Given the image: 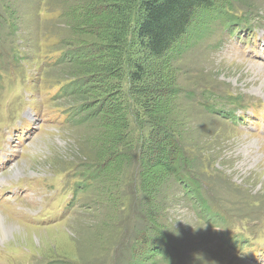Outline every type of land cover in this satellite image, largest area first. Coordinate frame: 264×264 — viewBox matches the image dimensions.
Wrapping results in <instances>:
<instances>
[{"label": "rangeland", "instance_id": "374dc122", "mask_svg": "<svg viewBox=\"0 0 264 264\" xmlns=\"http://www.w3.org/2000/svg\"><path fill=\"white\" fill-rule=\"evenodd\" d=\"M139 1L3 0L5 10L0 11L10 13L13 33L3 29L0 49L15 47L20 62L0 69V264H115L119 258L136 264L127 245L139 231L156 241L163 236L175 264H245L238 251L220 240L219 227L197 217L195 198L187 197L186 183L162 158L165 150L172 160L176 145L191 160L187 169L208 202L229 218L241 219L244 228L258 222L254 230L264 236L262 41L239 40L213 20L209 31L177 60L147 62L133 97L146 101L147 114L126 122L128 115L113 104L123 96L101 80L106 74L102 65L111 54L108 40L121 25V12L131 9L135 16ZM235 1L233 12L262 19V32L264 0ZM82 8L90 10L88 16L70 13ZM61 10L69 13L60 16ZM40 39L48 40L53 50L84 49V56L44 68L38 62ZM131 46L141 53L134 42ZM66 81L84 82L76 101L57 95L56 84ZM151 93L152 99L147 97ZM33 98L41 112L37 130L33 124L16 131L8 121L12 111L31 108L27 103ZM200 100L242 116L232 121ZM78 103L84 111L97 107L103 126L92 121L65 125L61 111V117L56 113L59 106ZM140 120L148 150L133 158L124 148L111 146L124 124L130 134ZM12 138L16 145L5 141ZM87 163L102 165V171L89 189L75 193L68 178L73 173H66ZM8 230L16 233L4 235Z\"/></svg>", "mask_w": 264, "mask_h": 264}, {"label": "trees", "instance_id": "16d2710c", "mask_svg": "<svg viewBox=\"0 0 264 264\" xmlns=\"http://www.w3.org/2000/svg\"><path fill=\"white\" fill-rule=\"evenodd\" d=\"M235 2V0H140L135 13L136 18L134 10L130 9L127 13L121 12V18H119L121 25L114 30V37L108 40L111 54L102 65V69L106 71V74L104 73L105 75L101 76V80L114 89L111 92L116 91V95L123 96V99L116 100L117 105L114 102L113 104L119 112L122 111L125 114V118L128 115L126 122L131 117L146 116L147 114L146 101L144 102L139 98L134 101L133 98L138 95L135 93H138V89H140V87L134 85L142 81L147 62L150 61L154 65H159L166 59L177 60L183 52L192 47L197 40L209 31V23L213 20L217 21L218 24L220 22L219 25L223 26V31L228 35L237 36L239 40L248 41L251 44L262 40L264 44V33L261 35L259 33L262 19L234 13L233 8L237 5ZM3 5V0H0V8L4 9ZM78 9L72 10L70 13L80 17L81 15L88 16L90 13L87 8H82L83 11ZM64 12L65 14L69 13L61 10L60 16ZM8 13L6 11L4 15L0 11V36L3 34V29H11V15L9 16L10 13ZM131 27H133V31H131ZM10 33H13L12 29ZM132 42L136 44L141 53L132 52ZM48 43V40L40 39L38 46V62L44 68H51L63 60L76 61V58L83 57V53H85L84 49H76L74 52L53 50L54 48L50 49L48 47ZM19 55L15 47H10L7 50L2 47L0 49V69H4L8 63L18 64L20 62ZM56 85L59 86L57 95L61 98H73L74 101L80 98L78 94L82 92L85 86L83 81H66ZM122 89H125L123 95L121 94ZM142 95L144 96V93ZM150 96L151 99L155 97L153 93L147 95V97ZM237 97H235V102H239ZM200 102H203V100H200ZM202 104L230 119L241 115L236 116L233 109L217 110L215 105H206L205 101ZM27 105L31 106L36 116H40V107L37 106L34 98ZM82 106V103L64 107L59 106V111L56 113L61 117V111V120L68 126L83 124L87 121L98 122L99 125L102 123L101 120H97V107H90L87 111H84ZM121 122H124L123 119H121ZM135 123L136 128L130 134L126 133L128 129L124 124L121 134H114L111 146L124 148V154L139 158L144 151L148 150L146 146L144 147L147 140L145 137H148V134L144 133V122L142 120H140V123L136 121ZM153 145L154 142L152 141L150 147H153ZM173 154L174 156L171 155L172 160L168 161L169 152L165 150L161 152L162 158L167 159L174 175L186 183V191L190 195L187 197L195 198L196 207L194 208L197 217L199 216L200 220L203 218L205 221L218 218V213L214 212L209 205L208 201L210 200L207 198L208 196L206 197L203 186L201 183L199 185L188 171L187 164L190 163V159L184 157L180 145L175 146ZM173 157H176V159L173 160ZM83 166V168L76 167L71 171L77 178L78 185H81L84 189H89L91 181L94 180L98 172L102 171L103 167L97 163H87ZM136 207L139 208L138 203ZM135 238L136 241L131 246L127 245V247H130L131 251L133 249L136 264H175L172 262L176 258L171 256V249L165 244L163 236L162 239L156 241L154 235H146L143 231H139ZM139 250L144 251L142 253V251L138 252ZM126 257L127 255L125 260ZM123 259H115V264H123L121 262ZM125 263H128V260Z\"/></svg>", "mask_w": 264, "mask_h": 264}, {"label": "bare ground", "instance_id": "6f19581e", "mask_svg": "<svg viewBox=\"0 0 264 264\" xmlns=\"http://www.w3.org/2000/svg\"><path fill=\"white\" fill-rule=\"evenodd\" d=\"M264 85V84H263ZM258 89H261V88H258ZM258 102V101H257ZM262 102V101H261ZM34 118H35V115H34V113L27 107L24 111H22L21 110V108H19V106H17L13 111H12V114H11V116H10V119H8L9 121H10V123H13L14 124V126H15V130L16 131H19V130H29V124L32 122L33 123V121H34ZM41 123H39V125H40ZM35 130H37V128L36 129H34V131ZM30 134V133H29ZM28 134V135H29ZM14 135H16V133L14 134ZM5 141L6 142H9V145H14L15 143H14V140H13V138L11 139V141H9V140H7V139H5ZM16 145V144H15ZM10 154H12V152H10ZM8 158L10 159V157H8L7 156V159H5L4 160V162H6L7 160H8ZM2 214V213H1ZM3 215H5V214H3ZM7 218H9L7 215H5ZM9 219H11V218H9ZM12 221H14L13 219H11ZM14 222H16V221H14ZM17 223V222H16ZM0 226L1 227H3V224L2 223H0ZM20 230V229H19ZM16 232H21V230L20 231H16ZM16 232H14L13 230H8L7 232H5L4 233V235H10V237H11V235L13 234V233H16ZM0 239H3V235H2V231H1V229H0Z\"/></svg>", "mask_w": 264, "mask_h": 264}]
</instances>
